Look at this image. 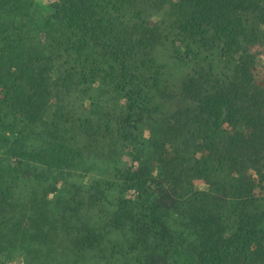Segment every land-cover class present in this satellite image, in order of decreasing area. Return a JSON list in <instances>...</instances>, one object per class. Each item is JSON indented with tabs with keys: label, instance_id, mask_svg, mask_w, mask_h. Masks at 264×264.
Returning a JSON list of instances; mask_svg holds the SVG:
<instances>
[{
	"label": "trees",
	"instance_id": "16d2710c",
	"mask_svg": "<svg viewBox=\"0 0 264 264\" xmlns=\"http://www.w3.org/2000/svg\"><path fill=\"white\" fill-rule=\"evenodd\" d=\"M264 0H0V264H264Z\"/></svg>",
	"mask_w": 264,
	"mask_h": 264
},
{
	"label": "rangeland",
	"instance_id": "374dc122",
	"mask_svg": "<svg viewBox=\"0 0 264 264\" xmlns=\"http://www.w3.org/2000/svg\"><path fill=\"white\" fill-rule=\"evenodd\" d=\"M51 0H39V2L41 3H46V2H50ZM263 59H264V55H263Z\"/></svg>",
	"mask_w": 264,
	"mask_h": 264
}]
</instances>
